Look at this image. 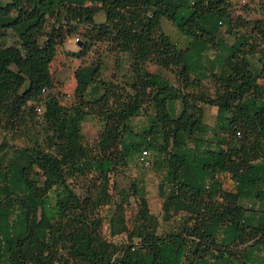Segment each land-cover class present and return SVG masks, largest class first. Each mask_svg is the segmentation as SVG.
<instances>
[{
    "label": "trees",
    "instance_id": "trees-1",
    "mask_svg": "<svg viewBox=\"0 0 264 264\" xmlns=\"http://www.w3.org/2000/svg\"><path fill=\"white\" fill-rule=\"evenodd\" d=\"M236 9L233 0H0V126L24 130L38 107L43 120L32 147L0 164V264H264V7L256 19ZM79 25L82 46L68 55L103 43L128 54L130 73L105 80L101 60L80 65L75 103L65 106L50 65L58 29L64 40ZM205 105L216 108L212 126L200 118ZM90 115L102 128L86 146ZM142 150L164 172L162 219L178 216L161 233L145 186L132 180L124 194L113 181ZM6 154L3 140L0 162ZM114 189L126 200L108 234L124 233V243L102 233ZM129 197L138 207L127 218Z\"/></svg>",
    "mask_w": 264,
    "mask_h": 264
},
{
    "label": "rangeland",
    "instance_id": "rangeland-1",
    "mask_svg": "<svg viewBox=\"0 0 264 264\" xmlns=\"http://www.w3.org/2000/svg\"><path fill=\"white\" fill-rule=\"evenodd\" d=\"M235 4L238 6L239 9L233 10V15H240L245 18H258L259 12L261 11V8L264 7V0H233ZM102 14V13H101ZM102 16V15H100ZM166 20V19H164ZM164 31L167 32L170 37L175 40L176 42L180 41V36L175 30L174 26L169 22H164ZM82 31L83 30H77L76 32H73L70 35V41L68 37H66L65 41H67V49L68 50H77V42L75 41V38H82ZM65 30L63 27H60L58 31L56 32L57 40L59 41L58 45V53L55 59L52 61L50 65V71L53 74L55 86L52 89L54 93H56L59 97L60 103L65 106H70L73 103H75V95H74V89L76 86V81L74 77V68L78 65L83 64H90L92 62L97 61L98 59L102 61V71H101V77L105 80H109L111 73V54L108 53L105 50V44L103 43H96L92 46L89 53L84 56L83 58H73L70 57V55H67V50L65 49L64 45L61 46L63 43ZM229 41H232L231 37H227ZM12 41V38L9 40ZM254 62L257 61V57H255ZM257 63V62H256ZM260 66V65H259ZM147 67L149 70L154 72H160L163 75H168L171 80H173V77L167 73L166 70L161 69L157 67L156 65H153L151 63H147ZM260 82H262L260 80ZM144 94H146L145 91H143ZM7 105L11 106L12 104L18 105L21 110V112H26L29 107L30 103L20 102L16 98H9L7 100ZM41 111H33L32 117H28L27 125L24 126V130L22 126L18 127L15 133H12L11 131H4L3 128L0 126V142L3 140L7 141V154L2 158L0 164L1 166H5L8 163V158L12 154L15 153L16 149L24 148L26 147L31 148L33 145L32 139H30V136L33 134H40L42 131L43 126V120H42V114ZM200 118L207 123L208 125L212 126L214 124L215 120V109L212 106L205 105L204 107V113L200 115ZM144 117H139L134 120L135 124L142 123ZM102 124L98 121L97 118L93 116H87L86 119L82 122V134H83V143L86 146H90L94 140L96 139L99 131H101ZM21 130H23V134L21 135ZM151 159L153 161V164L151 167H143V165H139L137 162V156L132 159L128 166L124 168L122 171L117 173L113 181L116 182L117 185V192L120 191L125 194V190L129 189L130 184L132 180H134L138 185L139 181L145 186L147 199L149 202V206L151 207V210L153 212H158V207L160 204V197L158 194V184L162 178V175L164 172L162 170H159L155 165V156L153 153H151ZM226 185L227 182H226ZM114 189L113 197L110 200V202L103 206L100 210L101 215L104 219V224L102 227V233L105 237L110 238L111 240H114L116 242L124 243L127 241L126 235L124 233L115 235V236H109L108 234V218L111 215L112 211L114 210V206L116 202L122 201L123 199L126 200V197H120ZM129 206L126 207L125 214L127 215V218L131 215L132 212L136 210L137 202L133 197H129Z\"/></svg>",
    "mask_w": 264,
    "mask_h": 264
},
{
    "label": "crops",
    "instance_id": "crops-1",
    "mask_svg": "<svg viewBox=\"0 0 264 264\" xmlns=\"http://www.w3.org/2000/svg\"><path fill=\"white\" fill-rule=\"evenodd\" d=\"M102 13V14H101ZM100 15H102V16H100ZM165 18H163L162 20H161V27H162V29L163 30H165L164 29V22L165 21H169V20H164ZM104 21V14H103V12H99V13H97V15L95 16V22L96 23H100V22H103ZM170 22V21H169ZM171 23V22H170ZM172 24V23H171ZM173 25V24H172ZM175 28V27H174ZM86 29V26H84V25H79L78 26V28H77V30H85ZM175 30H176V28H175ZM69 38V37H68ZM182 39V37L180 36V40ZM66 39H64V41H63V43L61 44V46L62 45H64V47H65V49L67 50V55H68V52H73V51H77L78 50V48L80 47V46H78L77 47V50H68L67 49V41H65ZM68 41H70L71 39L69 38V39H67ZM57 53H58V51H57ZM108 53H110V52H108ZM111 55V60H110V63H111V66H110V68H111V75H110V78L109 79H114V80H121L122 79V76H124L125 75V77H127L128 75H129V73L130 72H128V54L127 53H110ZM56 56H57V54H56ZM55 56V57H56ZM69 56V55H68ZM70 57H72V56H70ZM74 59H75V57H73ZM55 59V58H54ZM80 59V58H79ZM52 63V62H51ZM152 64V63H151ZM154 65V64H153ZM80 65H78L77 67H79ZM77 67H75L74 68V71H75V69L77 68ZM147 69H148V67H147ZM149 70V69H148ZM151 71V70H150ZM152 72H154V71H152ZM214 109H215V112H216V108L215 107H213ZM214 122H215V120H214ZM226 182H227V184L228 185H226ZM224 187H226V188H228V189H233V187H234V182L231 180V179H229V178H225V181H224ZM160 197V196H159ZM162 202H163V198L162 197H160V204H159V207H158V212H153L152 210H151V207L149 206V208H150V210H151V212L153 213V214H155L156 216H157V218H158V220H159V228H158V231H159V233H161V232H163V231H168V230H171V229H173V226L175 225L174 224V221H177V219H178V216H176L174 219H172V220H168V221H165V220H163L162 219ZM148 204H149V202H148ZM176 223V222H175Z\"/></svg>",
    "mask_w": 264,
    "mask_h": 264
},
{
    "label": "built area",
    "instance_id": "built-area-1",
    "mask_svg": "<svg viewBox=\"0 0 264 264\" xmlns=\"http://www.w3.org/2000/svg\"><path fill=\"white\" fill-rule=\"evenodd\" d=\"M75 41H78V38H75ZM41 108L38 107L37 111H40ZM137 162L139 165H143V167H151L152 166V160L150 158L149 152L147 150H142L141 153L137 157Z\"/></svg>",
    "mask_w": 264,
    "mask_h": 264
},
{
    "label": "water",
    "instance_id": "water-1",
    "mask_svg": "<svg viewBox=\"0 0 264 264\" xmlns=\"http://www.w3.org/2000/svg\"><path fill=\"white\" fill-rule=\"evenodd\" d=\"M77 45H79V46H82L80 41H79V42H77Z\"/></svg>",
    "mask_w": 264,
    "mask_h": 264
}]
</instances>
